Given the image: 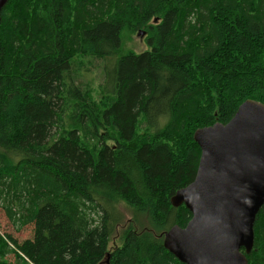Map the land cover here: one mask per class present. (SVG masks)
Listing matches in <instances>:
<instances>
[{
  "label": "trees",
  "instance_id": "1",
  "mask_svg": "<svg viewBox=\"0 0 264 264\" xmlns=\"http://www.w3.org/2000/svg\"><path fill=\"white\" fill-rule=\"evenodd\" d=\"M138 33L140 54L123 39ZM248 100L264 104V0H8L0 208L33 237L0 234V264H183L164 243L192 219L171 198L195 179L194 134ZM254 231L264 264V205Z\"/></svg>",
  "mask_w": 264,
  "mask_h": 264
},
{
  "label": "water",
  "instance_id": "2",
  "mask_svg": "<svg viewBox=\"0 0 264 264\" xmlns=\"http://www.w3.org/2000/svg\"><path fill=\"white\" fill-rule=\"evenodd\" d=\"M7 3L0 0V22ZM194 140L201 149L195 179L171 198L192 219L174 226L164 247L183 264H249L264 205V104L244 102L227 124L198 129Z\"/></svg>",
  "mask_w": 264,
  "mask_h": 264
},
{
  "label": "rangeland",
  "instance_id": "3",
  "mask_svg": "<svg viewBox=\"0 0 264 264\" xmlns=\"http://www.w3.org/2000/svg\"><path fill=\"white\" fill-rule=\"evenodd\" d=\"M124 45L125 49L132 50L138 54L143 53L148 50V46L146 45V35H140V33L136 35H129L125 34L124 37ZM99 67H95L91 69V72L85 74V77H82L81 81L83 83H91L93 88L97 91L96 96L99 95L98 87L103 82V77L100 69H97ZM120 211L122 215L124 216V220L122 222V225L119 227V233L120 229L127 227L128 225H131L135 221V215L133 214L132 209L127 208L122 204L120 206ZM118 233V235H119ZM0 234L2 236L8 237L11 236L14 240H17L19 243L23 242L24 240L30 239L33 237V227L32 226H26L21 231L17 229L5 216L4 212L0 208ZM118 236L114 241L118 240ZM114 242L110 246H114ZM6 260L9 262V264H20L18 259L15 257L14 254H9L6 257Z\"/></svg>",
  "mask_w": 264,
  "mask_h": 264
}]
</instances>
